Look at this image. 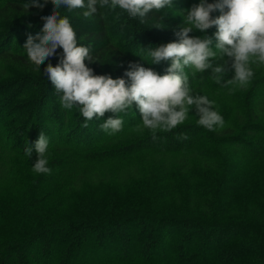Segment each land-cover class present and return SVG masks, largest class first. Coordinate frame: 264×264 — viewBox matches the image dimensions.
Returning <instances> with one entry per match:
<instances>
[{"label": "trees", "instance_id": "16d2710c", "mask_svg": "<svg viewBox=\"0 0 264 264\" xmlns=\"http://www.w3.org/2000/svg\"><path fill=\"white\" fill-rule=\"evenodd\" d=\"M39 2L42 8L30 4L26 11L31 0H0V200L7 211L0 217V264H264V65H251L254 76L246 88L222 86L234 75L226 56L229 70L220 84L211 70L194 75L185 69L189 84L196 81L192 93L214 101L223 128L198 125L193 106L183 124L157 130L155 140L150 130H137L142 120H124V129L110 135L100 127L107 112L85 127L78 105L61 106L60 93L43 71L58 63L62 49L39 68L29 61L27 36L40 32L42 17L53 11L51 0ZM198 3L173 0L172 7L145 18L109 5H98L90 18L83 17L85 9L62 5L57 11L92 57L107 56L106 46L117 56L110 60L163 75L170 61L153 63L150 50L178 41L184 14ZM218 15L219 10L211 13ZM215 31L213 26L189 35H210L215 43ZM87 66L113 79L126 71ZM40 131L49 140L50 174L32 170ZM31 146L27 157L24 149ZM94 146L117 158L78 164L52 183L53 170ZM107 195L133 196L145 207L129 214L109 210L95 222L79 218L85 201Z\"/></svg>", "mask_w": 264, "mask_h": 264}, {"label": "clouds", "instance_id": "9594fccd", "mask_svg": "<svg viewBox=\"0 0 264 264\" xmlns=\"http://www.w3.org/2000/svg\"><path fill=\"white\" fill-rule=\"evenodd\" d=\"M51 3L53 11L42 17L41 31L29 34L23 48L29 61L38 68L56 55L57 48L62 49L58 63L55 66L48 63L43 72L55 92L60 93L63 108L71 109L74 104L79 106L86 121L85 127L88 120L103 117L106 112H125L135 103L143 125L137 130H150L153 140L157 139V130L167 132L183 124L193 106L198 115L197 124L208 131H216L224 127V119L214 109V101L205 95L192 93L185 69L193 70V74L211 70L214 81L220 84L229 70L226 56L231 61L234 75L222 86L246 88L254 76L251 65H264V0H217L216 3L199 0L184 14L185 26L175 33L178 41L150 50L153 63L170 61L163 75L151 68L130 64L124 76L115 79L109 75H96L85 64L86 60L92 62L95 59L87 47L78 46L68 18L61 17L57 11L62 5L69 9H85L83 17L90 18L97 14L98 5H109V0H87V4L85 0H51ZM30 4L43 7L39 0H31L24 5L26 11ZM109 6H119L132 18H145L150 11L159 12L172 7L173 0H111ZM216 10L220 15L213 18L211 13ZM213 26L216 29L213 34L215 43L212 36L201 39L200 36L189 35L194 29L206 33ZM122 125L121 118L109 116L100 127L111 135L121 131ZM33 146L37 154L33 172L50 174L47 158L49 140L42 131ZM33 146L24 149L25 156H31Z\"/></svg>", "mask_w": 264, "mask_h": 264}, {"label": "rangeland", "instance_id": "374dc122", "mask_svg": "<svg viewBox=\"0 0 264 264\" xmlns=\"http://www.w3.org/2000/svg\"><path fill=\"white\" fill-rule=\"evenodd\" d=\"M126 23V22H125ZM126 28V27H125ZM210 34V32H208ZM210 36V35H209ZM83 38H86V35H83ZM93 49V48H91ZM106 51L104 52L107 54V56H95L93 57L95 61L89 62L85 61L86 65H92V67L97 66H104L106 70L113 68V67H119L121 69L129 70V65H124L121 61H112L110 58L117 57L115 54L114 49L108 50L106 46L103 47ZM102 50V49H101ZM112 54V56H110ZM92 56V55H91ZM105 60V61H104ZM101 61L100 63H98ZM199 73H195L194 75H198ZM207 80H202V83H205ZM190 82V81H189ZM195 82H191V85H194ZM189 84V86H190ZM191 88V87H190ZM126 113V114H125ZM108 116H114L119 117L123 121L125 120L127 124L134 125L140 122L141 116L139 114L138 109L135 107V104H133L132 108L127 109L125 112H120L116 114H112L111 112H107ZM104 117L106 115L104 114ZM125 123L122 125V130L124 129ZM108 133V132H106ZM109 158H117L115 156V153H107L105 151L100 150L97 147H92V149L84 152H78L72 157L63 162L61 165H59L56 169V171H52V177L50 178L52 183H59L63 180L65 177L64 174L67 173L74 168V166L78 164H84L86 162H105ZM15 162L19 163L18 160ZM55 165V164H54ZM21 166V165H20ZM18 166H14V169ZM119 172L118 169H113V174L117 175ZM110 173V172H109ZM18 175V173H17ZM1 194V193H0ZM109 194H114L110 192ZM143 207H145V204L143 201L139 198H134L133 196H130L128 199H123L122 197H116L114 195H107L104 196L102 199L92 201H85L83 205L79 208L80 213L78 214L79 218L85 219V220H92L95 222L96 220H99L101 217L108 214L109 210H114L117 213H130V212H137L141 210ZM7 216V211H5V208L3 207L2 200H0V217L4 218ZM7 219L13 222L14 217L8 216ZM31 223H23V225H30ZM23 229V228H21ZM19 230V229H18Z\"/></svg>", "mask_w": 264, "mask_h": 264}]
</instances>
